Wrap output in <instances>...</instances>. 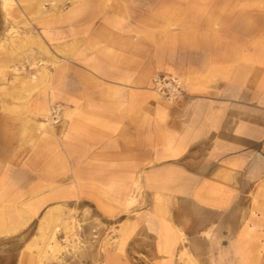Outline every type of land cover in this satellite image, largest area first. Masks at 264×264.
Segmentation results:
<instances>
[{
  "label": "crops",
  "instance_id": "0c3cea01",
  "mask_svg": "<svg viewBox=\"0 0 264 264\" xmlns=\"http://www.w3.org/2000/svg\"><path fill=\"white\" fill-rule=\"evenodd\" d=\"M49 1L54 14L36 27L62 53L25 108L64 111L29 144L26 117L18 131L13 102L0 101V237L27 231L42 206V221L59 220L72 198L91 218L120 220L104 264H139L126 248H149L143 264H264V5ZM155 73L183 78L176 100L156 97ZM9 75L0 92L14 96ZM138 187L151 190L150 208L128 217ZM15 205L31 218L15 219ZM31 236L18 264H37Z\"/></svg>",
  "mask_w": 264,
  "mask_h": 264
},
{
  "label": "rangeland",
  "instance_id": "374dc122",
  "mask_svg": "<svg viewBox=\"0 0 264 264\" xmlns=\"http://www.w3.org/2000/svg\"><path fill=\"white\" fill-rule=\"evenodd\" d=\"M75 0H63L58 4L60 7ZM207 5L216 3L227 4L238 3V0H200ZM254 5H264V0H253ZM42 11H38V5ZM239 4H241L239 2ZM49 0H0V72L10 73L9 81L13 84L14 93L0 92V101L6 99L13 102L15 108L13 115L16 120V129L21 131L23 120L26 123L23 127L30 128V138L26 143H34V134H39L47 129L53 128L62 120L64 107L60 103H54L49 107L46 114H30L25 108L29 101L34 98L39 89V70L41 68L51 69L55 67L58 58L57 51L52 44H46L44 38H40V31L36 27L41 16L54 14L51 12ZM46 45H45V44ZM64 53V51H63ZM49 57V58H48ZM50 58H53L50 60ZM13 74V76H12ZM156 76H167L178 78L182 83L180 93L173 98H168L167 88L159 92L154 84ZM28 91L22 96V88ZM184 87V80L180 76L155 73L152 76V89L160 100L172 102L178 98ZM20 94H17V92ZM165 94V95H164ZM1 106V105H0ZM7 115L6 109L0 108V118ZM27 117H30L27 119ZM38 127V128H37ZM25 128V129H26ZM24 134V132H22ZM27 134V133H26ZM22 138V137H20ZM17 159V158H16ZM22 190H16V192ZM39 191L32 194L28 201H36ZM42 191L46 192V189ZM151 190L146 187L132 189L128 194L126 203L127 216H135L136 211H143L150 208ZM139 197V201L136 200ZM142 199V203L140 202ZM56 208L59 215L57 221H42L40 215L49 209V206H42L40 213L33 218L18 207L15 219L26 217L30 221L26 224V230L21 235L11 237H0V264H18L19 254L23 240L31 236V246L27 248L37 264H104L109 259L110 252L119 242L120 220L104 219L98 214L90 215L86 205L76 204L75 200L69 198ZM54 207V206H53ZM89 215H88V213ZM23 221V220H22ZM51 225V228H48ZM110 247V248H109ZM147 248H126L128 261L143 264L153 259L152 254L146 252ZM26 250V249H25ZM146 250V251H145ZM152 256V257H151Z\"/></svg>",
  "mask_w": 264,
  "mask_h": 264
},
{
  "label": "built area",
  "instance_id": "2783aa9c",
  "mask_svg": "<svg viewBox=\"0 0 264 264\" xmlns=\"http://www.w3.org/2000/svg\"><path fill=\"white\" fill-rule=\"evenodd\" d=\"M154 84L157 90L162 93H165L163 89L167 88L168 90L166 95H168V98L176 97L182 88V83L178 78L167 76H156L154 78Z\"/></svg>",
  "mask_w": 264,
  "mask_h": 264
},
{
  "label": "bare ground",
  "instance_id": "6f19581e",
  "mask_svg": "<svg viewBox=\"0 0 264 264\" xmlns=\"http://www.w3.org/2000/svg\"><path fill=\"white\" fill-rule=\"evenodd\" d=\"M38 128V127H37Z\"/></svg>",
  "mask_w": 264,
  "mask_h": 264
}]
</instances>
